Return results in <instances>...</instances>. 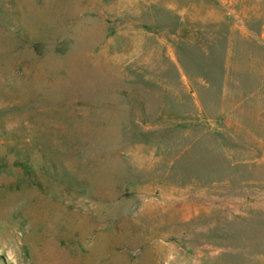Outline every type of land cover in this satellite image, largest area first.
<instances>
[{"label":"rangeland","instance_id":"rangeland-1","mask_svg":"<svg viewBox=\"0 0 264 264\" xmlns=\"http://www.w3.org/2000/svg\"><path fill=\"white\" fill-rule=\"evenodd\" d=\"M0 264H264V0H0Z\"/></svg>","mask_w":264,"mask_h":264}]
</instances>
